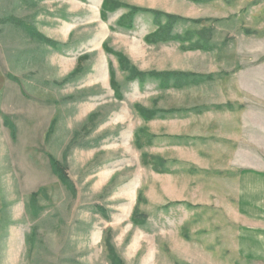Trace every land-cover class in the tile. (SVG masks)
Instances as JSON below:
<instances>
[{
    "label": "rangeland",
    "instance_id": "rangeland-1",
    "mask_svg": "<svg viewBox=\"0 0 264 264\" xmlns=\"http://www.w3.org/2000/svg\"><path fill=\"white\" fill-rule=\"evenodd\" d=\"M104 1L0 0V264H247L264 0Z\"/></svg>",
    "mask_w": 264,
    "mask_h": 264
},
{
    "label": "crops",
    "instance_id": "crops-1",
    "mask_svg": "<svg viewBox=\"0 0 264 264\" xmlns=\"http://www.w3.org/2000/svg\"><path fill=\"white\" fill-rule=\"evenodd\" d=\"M241 185L243 199L242 210H239L238 253L247 264H264V176L243 174Z\"/></svg>",
    "mask_w": 264,
    "mask_h": 264
},
{
    "label": "trees",
    "instance_id": "trees-1",
    "mask_svg": "<svg viewBox=\"0 0 264 264\" xmlns=\"http://www.w3.org/2000/svg\"><path fill=\"white\" fill-rule=\"evenodd\" d=\"M111 1L110 0H105L102 4V10L103 11H107L110 7H111ZM110 5V7H109ZM140 12V11H139ZM136 10L134 9L132 14H135ZM158 17V15H156ZM175 20L173 18H168V27L167 29L170 30L172 29V27H174L173 25L176 23L174 22ZM161 31L157 32L154 35H151L150 37H148L147 39L150 40V38L154 37L155 35L159 34ZM76 72V71H75ZM151 77L153 78V80L159 81L160 84L163 87H167L170 86L171 84L175 87H182L183 85H188L190 83H194V81L198 82V80H189L190 75H184V74H176V73H153L151 74ZM142 77H140V81H142ZM111 85L113 87V89L115 91H117L116 88V82H115V74L114 72H111ZM136 109L139 111V113L141 114V116L144 119H151L153 118V111L148 110V109H143L140 106H137ZM50 164L53 170V173L57 176V178H59V180L62 182L63 185L65 186H70L67 176L64 174L63 172V168L60 165L59 162L50 159ZM133 222L135 224H137V210H135L134 214H133ZM112 264H117V263H112Z\"/></svg>",
    "mask_w": 264,
    "mask_h": 264
}]
</instances>
